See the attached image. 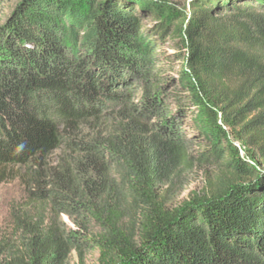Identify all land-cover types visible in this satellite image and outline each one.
<instances>
[{"label":"trees","instance_id":"obj_1","mask_svg":"<svg viewBox=\"0 0 264 264\" xmlns=\"http://www.w3.org/2000/svg\"><path fill=\"white\" fill-rule=\"evenodd\" d=\"M9 1L0 169L21 195L0 264H264V0Z\"/></svg>","mask_w":264,"mask_h":264},{"label":"rangeland","instance_id":"obj_2","mask_svg":"<svg viewBox=\"0 0 264 264\" xmlns=\"http://www.w3.org/2000/svg\"><path fill=\"white\" fill-rule=\"evenodd\" d=\"M8 1V0H5ZM171 3L174 2L180 9H187L190 3V0H170ZM12 4V0L9 2H4L3 7L5 10L9 8ZM144 25H149L150 20L143 22ZM164 53H172L173 50L168 46V44H163L159 47ZM182 61H166L161 65L164 66L165 72L169 77L175 78L177 76V71L182 67ZM187 124V123H186ZM188 125V124H187ZM210 168L207 167H194L189 170L187 173L184 171H179L174 177L172 183L173 188L169 187L161 189L162 194L165 197L166 202L170 206H175L180 204L183 200L187 199L192 193L201 192L204 185V179L206 173H209ZM16 174H8V172H2L0 169V229L3 228L4 223L6 222L7 215L11 205H15L20 200V188L18 186L17 180L14 178ZM63 223L72 227V222L67 218H63ZM96 254H88L87 264H96ZM68 264H76V257L72 255L68 260Z\"/></svg>","mask_w":264,"mask_h":264}]
</instances>
